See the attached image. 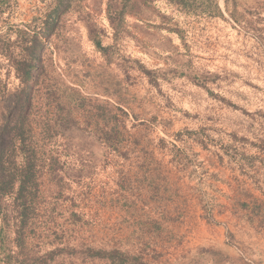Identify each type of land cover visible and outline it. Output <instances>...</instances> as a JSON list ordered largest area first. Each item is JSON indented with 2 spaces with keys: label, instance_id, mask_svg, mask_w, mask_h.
Listing matches in <instances>:
<instances>
[{
  "label": "rangeland",
  "instance_id": "1",
  "mask_svg": "<svg viewBox=\"0 0 264 264\" xmlns=\"http://www.w3.org/2000/svg\"><path fill=\"white\" fill-rule=\"evenodd\" d=\"M105 1L94 15L107 31L103 43L111 47L109 60L95 50L80 19L84 6L94 8V0H78L77 5L73 1L64 14L67 25L63 33L76 34L84 63L78 62L71 69L64 56H58L51 43L48 46L58 70L67 79L77 78L78 73L86 94L107 98L103 92L110 88V101L128 111L129 134L139 137L148 150L139 146L129 158L109 156L107 164L88 184L76 186L79 205L74 206L72 200L60 201L56 221L62 222L75 208L88 213L95 220L90 234L98 236L97 242L106 236L125 241L128 233L139 227L141 218L157 221L160 233L145 236L151 248L161 252L157 259L149 257L153 264H264V209H255V205L264 208L261 35L236 22L227 12L226 0H219L225 18L201 8L186 12L170 0H143L149 1L152 18L142 22L131 15L128 5L118 29L108 19ZM55 2L10 0L0 17V48L5 36L7 40L22 30L32 32ZM259 23L264 26L263 17ZM157 25L164 28L158 30ZM141 26L155 33L151 36L155 46L148 45L147 36L140 40L148 32ZM169 28H179L184 37ZM135 60L152 69L169 68L168 77H160V88L150 82ZM125 66L129 67L128 76ZM183 71L187 73L180 75ZM196 80H205L208 88ZM0 81L8 90L19 85L13 64L1 54ZM154 115L157 121L152 119ZM161 137L177 147L163 146ZM149 151L154 154L149 155ZM146 157L148 162L154 159L149 165L153 172L154 166L161 169L163 193L155 198L141 195V191L131 193L137 207L134 213V207L114 203L110 197H118L120 175L124 172L135 180L132 184L139 183ZM163 177L169 180L167 191ZM86 188L92 193L80 201V192L84 196ZM140 195L146 199H140ZM78 237L81 241L84 233L78 232Z\"/></svg>",
  "mask_w": 264,
  "mask_h": 264
},
{
  "label": "trees",
  "instance_id": "2",
  "mask_svg": "<svg viewBox=\"0 0 264 264\" xmlns=\"http://www.w3.org/2000/svg\"><path fill=\"white\" fill-rule=\"evenodd\" d=\"M73 1L77 5L78 0H56L39 26L32 32H17L15 38L7 40L4 34L0 48V54L11 61L19 79V85L10 90L0 83V264H153L149 257L157 259L161 252L151 248L145 236L150 232L160 233L161 225L157 221L146 222L141 218L139 227L126 236V242L113 236L97 242L98 236L90 234L95 220L88 213L75 208L68 211L62 222L55 219L61 200H72L74 206L79 205L76 188L88 184L107 164L109 156L117 154L129 158L139 146L143 151L147 148L139 137L129 134L128 111L110 101L109 87L103 92L107 98L93 97L83 91L85 84L78 73L77 78L67 79L58 70L48 43L54 46L58 56H64L71 69H75L72 65L78 62L84 63V52L76 34L63 33L67 25L64 14ZM170 1L186 12L201 8L210 15L225 18L219 0H204L202 4L199 0ZM103 3L104 0H94V8L84 6L81 11L84 16L80 19L95 50L109 60L111 47L103 43L107 31L94 15ZM148 4L149 1L143 0H106L105 11L111 25L118 29L128 5L131 15L148 22V18H152ZM9 5L10 0H0V17ZM226 8L236 22L258 32L264 42V26L259 23L264 18V0H226ZM163 28L157 25L158 30ZM140 29L148 31L140 40L147 36L148 45L155 46L151 39L155 33L147 26ZM169 31L184 37L179 28H169ZM135 62L157 88H160V77H168L169 68L152 69ZM124 73L129 75V67L125 66ZM186 73L179 72L180 75ZM204 81L196 80V83L208 88ZM119 101L122 104L124 97ZM152 119L157 121V115ZM160 143L177 147L164 137L160 138ZM150 154L154 153L149 151ZM143 160L139 183L132 184L135 180L124 172L120 175L118 197L113 194L110 197L114 203L134 207V213L137 207L131 193L141 191V195L152 198L163 193L160 167L154 166L153 172L149 165L154 159ZM163 180L167 191L169 180L166 177ZM91 193L88 188L84 196L80 192V201L89 198ZM141 195L140 199L145 200ZM255 206L257 210L264 209L262 205ZM78 232L84 233L81 241Z\"/></svg>",
  "mask_w": 264,
  "mask_h": 264
}]
</instances>
